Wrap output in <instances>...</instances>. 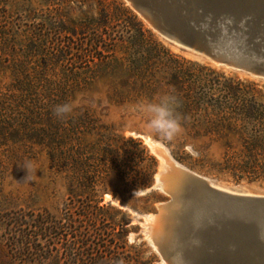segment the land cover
Returning a JSON list of instances; mask_svg holds the SVG:
<instances>
[{
	"label": "trees",
	"instance_id": "1",
	"mask_svg": "<svg viewBox=\"0 0 264 264\" xmlns=\"http://www.w3.org/2000/svg\"><path fill=\"white\" fill-rule=\"evenodd\" d=\"M84 1L62 0L65 4ZM96 1L97 19L72 25L60 13L51 18L50 30L58 41L80 39L87 47L77 49V58L98 60L93 69L104 64L125 75L110 83L108 104L141 106L164 95L174 97V115L183 135L174 141L154 132L150 135L176 161L189 165L183 153L188 145L205 156L216 147L220 156L213 167L219 172L264 181V100L243 93L241 83L209 66L179 60L121 0ZM32 4L31 0H0V77L7 72L12 77L9 84L0 85V148L22 150L30 158L45 155L56 176L65 181L67 198L56 211L19 205L4 193L8 166L0 155L1 264H149L132 256L125 228L129 215L111 202L104 204L109 191L99 185L113 173L124 193L149 188L159 160L141 138L118 134L114 124H100L87 108L75 109L62 119L53 114L54 106L72 103L78 84L48 78L29 63L47 55L35 33L25 44L23 23L38 15ZM150 41L159 47H146ZM19 48L28 59L25 64L12 60ZM68 49L72 48H60L52 62L66 60ZM183 63L197 66L199 72L184 69ZM111 194L117 197L116 192ZM152 198L156 195L141 198L144 211ZM117 215H122L121 221Z\"/></svg>",
	"mask_w": 264,
	"mask_h": 264
},
{
	"label": "water",
	"instance_id": "2",
	"mask_svg": "<svg viewBox=\"0 0 264 264\" xmlns=\"http://www.w3.org/2000/svg\"><path fill=\"white\" fill-rule=\"evenodd\" d=\"M125 1L179 51L264 80V0ZM152 148L165 165L137 194L169 197L146 225L164 264H264V193L210 181Z\"/></svg>",
	"mask_w": 264,
	"mask_h": 264
},
{
	"label": "rangeland",
	"instance_id": "3",
	"mask_svg": "<svg viewBox=\"0 0 264 264\" xmlns=\"http://www.w3.org/2000/svg\"><path fill=\"white\" fill-rule=\"evenodd\" d=\"M33 6L37 8L38 15L31 19H25L22 30L26 31L24 36L25 44L28 37L36 34V41L45 51L44 57H35L29 63H33L37 69H40L43 75L56 81H69L70 83L78 84V89L74 91V100L71 104L74 105L73 110L79 108H87L93 112L100 124L110 125L114 124L116 132L123 134L126 137L133 136L141 138L145 145L150 149L149 141L159 143L162 145L169 157L181 167L201 176L210 181L218 182L228 187H244L251 192L264 193L263 180H248L237 179L229 173L219 172L213 163L219 159V150L213 147L207 156L197 154L196 150L188 145L183 153L189 157V165H183L176 161L171 155V151L161 142L153 139L150 133L152 132L145 124L144 119L148 115L142 111L140 105L127 104L123 107L111 106L107 102V94L110 89L111 82H119L123 80L125 75L119 69H113L103 64L99 69H93L98 60L91 61V58H83L80 61L77 58L76 51L82 46L80 39L74 38L71 41L61 38L59 41L56 39L55 32L50 30L51 18L59 16L62 13L69 24L76 25L86 20H94L99 17L100 6L96 0H87L83 2H71L65 4L62 0H31ZM129 9H131L143 22L144 27L150 30L154 39L162 44L163 47L170 50V52L178 57L185 58L189 61L200 65L209 66L216 71L223 73L227 78H232L234 82L241 83L240 90L247 95H257L264 100V80L253 78L244 73L234 72L222 67H217L207 61L198 59L189 54H185L178 49L171 46L167 41L161 38L144 19H142L127 3L121 0ZM110 1H107V3ZM113 8V5L110 6ZM121 14V13H120ZM57 15V16H56ZM36 17V18H35ZM53 17V18H54ZM35 36V35H34ZM63 40V41H62ZM43 41V42H42ZM62 41V43H60ZM69 42V43H68ZM69 44V45H68ZM71 47L68 49V57L66 60L59 61L58 63L52 62L60 48ZM146 47H159L154 45L151 41L148 42ZM24 50H26L24 48ZM23 50V51H24ZM70 51V52H69ZM73 53V54H72ZM17 56L14 61L18 63H27L28 59L22 55V49L17 50ZM163 63L165 54L160 52ZM24 63V64H25ZM55 63V65H53ZM182 63V61H180ZM32 64V65H33ZM55 66V67H54ZM184 69L191 70L194 73L199 72L197 66L189 64H182ZM98 70L96 74L92 71ZM66 75V76H64ZM12 80L11 73L7 72L6 76L0 77V85L9 84ZM235 84V83H234ZM183 135V131L172 138L171 140H178ZM153 154V152L151 151ZM195 153V154H193ZM0 155L6 161L8 172L4 181V193L12 196L18 200V204L24 208H48L52 211L61 209L64 201L67 198L66 184L63 178L56 176L51 169V165L45 155H39L35 158H30L22 150L10 149L5 150L0 148ZM159 160V168L161 166V159ZM155 183L154 182L152 186ZM107 188L109 193L104 196V204L112 203L113 207L123 210L129 215L130 221L125 226L128 230V248L132 253L134 259L140 262H149V264H164L162 258L157 253L151 240L147 238V223L149 222L150 215L157 211V206L161 201L168 200V196L159 190H152L147 194H155L156 198H152L148 205V210H143L146 203L141 200L145 195L137 194V191L132 193H124L123 186L119 180L116 179L112 173L107 177L104 183H100L99 189ZM148 189V188H146ZM145 190V189H143ZM116 192L117 197L113 198L111 193ZM146 194V195H147ZM122 215H117V220H122ZM3 260L0 253V264ZM135 262V260L133 261Z\"/></svg>",
	"mask_w": 264,
	"mask_h": 264
},
{
	"label": "clouds",
	"instance_id": "4",
	"mask_svg": "<svg viewBox=\"0 0 264 264\" xmlns=\"http://www.w3.org/2000/svg\"><path fill=\"white\" fill-rule=\"evenodd\" d=\"M175 104L174 97L164 95L156 103L141 105L142 111L149 117L147 127L164 139L171 140L182 130L178 118L174 115ZM73 108L74 105L71 103L58 104L54 106L53 114L58 119H62L71 114Z\"/></svg>",
	"mask_w": 264,
	"mask_h": 264
},
{
	"label": "bare ground",
	"instance_id": "5",
	"mask_svg": "<svg viewBox=\"0 0 264 264\" xmlns=\"http://www.w3.org/2000/svg\"><path fill=\"white\" fill-rule=\"evenodd\" d=\"M149 146H150V148H151V151L154 153V150H153V148H152V144H154L153 142H150L149 141ZM165 165V163H164V161L161 159V166H160V170L162 171L163 170V166ZM149 220H150V217H149ZM152 243V242H151ZM153 244V243H152Z\"/></svg>",
	"mask_w": 264,
	"mask_h": 264
}]
</instances>
